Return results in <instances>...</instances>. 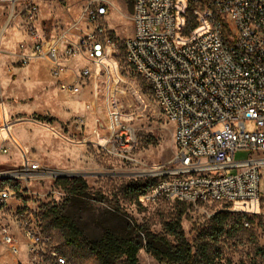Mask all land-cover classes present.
<instances>
[{"label": "built area", "instance_id": "2783aa9c", "mask_svg": "<svg viewBox=\"0 0 264 264\" xmlns=\"http://www.w3.org/2000/svg\"><path fill=\"white\" fill-rule=\"evenodd\" d=\"M117 2L133 8L134 32L122 44L108 28ZM0 3L11 4L15 10L16 0ZM192 4L196 7L191 10ZM188 10L196 16L198 28L185 36ZM27 11L34 19L37 8L30 6ZM80 21L87 30L75 41L67 35L39 38L30 29L28 40L18 45L14 56L21 66L46 62L60 90L71 96L79 95L93 76L105 75L113 83V101L121 81L115 60L124 45L127 63L149 84L160 112L176 128V154L170 164L152 171L150 178L156 182L143 196V203L212 204L243 215L260 214L264 0H88ZM65 78L74 81L63 82ZM120 119L115 111L113 135L127 146L134 132L122 126ZM250 123L256 124L252 133L246 130ZM240 150L251 151L253 157L236 162ZM55 176L26 159L21 171H0V182L22 179L29 183ZM16 195L15 189L2 190L0 203L7 204ZM244 226L250 228V223L244 220ZM24 234L22 245L7 227L0 228V243L15 256L25 246L34 264H73L43 231L26 227Z\"/></svg>", "mask_w": 264, "mask_h": 264}, {"label": "rangeland", "instance_id": "374dc122", "mask_svg": "<svg viewBox=\"0 0 264 264\" xmlns=\"http://www.w3.org/2000/svg\"><path fill=\"white\" fill-rule=\"evenodd\" d=\"M87 3L16 0L15 10L11 4L0 3V148L4 149L0 171H21L28 159L56 174L54 180L1 181L0 191L12 188L17 195L7 204L0 203V228L7 227L24 245L26 227L43 230L47 205L63 206L66 213L75 214L89 240L100 238L107 228L125 229L128 223L164 235L165 224L182 215V227L194 251L202 238L219 254L216 264H264V252L259 251L264 249V170L260 214L245 215L250 228L238 222L244 215L231 207L165 201L141 206L124 195L125 185L153 180L152 171L170 164L176 154V128L160 112L149 84L127 63L124 45L115 60L121 81L113 101V83H108L105 75L93 76L79 95L71 96L60 90L46 62L17 64L14 54L18 45L28 40L30 29L47 40L67 35L75 41L78 35L83 36L87 28L80 20ZM30 6L37 8L34 19L29 18ZM132 14L130 4L117 2L109 16L108 28L121 44L133 35ZM185 19L187 24V15ZM115 111L122 126L134 132L127 146L113 135ZM246 130L254 132L256 124H248ZM252 157L251 151L240 150L234 160L244 162ZM61 178L83 179L90 188L88 196L70 203L69 195L56 185ZM222 211L230 212L232 219L225 234L214 240L211 220ZM51 237L68 258L60 235L53 232ZM138 258L140 264H161L144 249ZM0 264L34 263L25 246L15 256L0 243Z\"/></svg>", "mask_w": 264, "mask_h": 264}, {"label": "trees", "instance_id": "16d2710c", "mask_svg": "<svg viewBox=\"0 0 264 264\" xmlns=\"http://www.w3.org/2000/svg\"><path fill=\"white\" fill-rule=\"evenodd\" d=\"M195 7L196 4H192L190 9ZM191 10L186 13L187 24L183 31L185 36L198 28L197 18ZM225 34L229 36L227 25ZM155 182L154 179L130 182L122 191L133 203L142 206L143 196ZM56 185L69 195L70 203L87 197L90 191L83 179L61 178ZM231 219L232 214L227 211L218 212L212 218L214 240L225 234ZM43 220V233L50 237L53 232L60 235L61 247L67 251L68 259L73 264H84L87 261L95 264H140L138 255L143 249L161 264H216L219 257L217 251L212 250L211 242L202 238L197 240L198 247L194 251L182 227V215L165 224L164 235H156L142 226L128 223L125 229L107 228L100 238L94 240L85 237L75 214L66 213L63 206H45ZM244 220L250 222L245 215L239 217L238 222L244 225ZM259 251L264 252V249Z\"/></svg>", "mask_w": 264, "mask_h": 264}, {"label": "water", "instance_id": "95a60500", "mask_svg": "<svg viewBox=\"0 0 264 264\" xmlns=\"http://www.w3.org/2000/svg\"><path fill=\"white\" fill-rule=\"evenodd\" d=\"M194 1H197V0H194Z\"/></svg>", "mask_w": 264, "mask_h": 264}]
</instances>
